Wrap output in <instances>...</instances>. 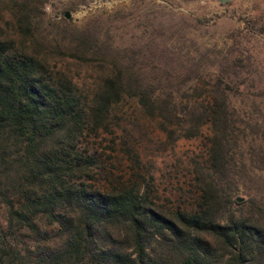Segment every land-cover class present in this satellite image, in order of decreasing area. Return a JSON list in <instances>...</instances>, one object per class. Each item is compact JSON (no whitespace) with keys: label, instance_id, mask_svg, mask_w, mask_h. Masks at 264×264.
Segmentation results:
<instances>
[{"label":"trees","instance_id":"trees-1","mask_svg":"<svg viewBox=\"0 0 264 264\" xmlns=\"http://www.w3.org/2000/svg\"><path fill=\"white\" fill-rule=\"evenodd\" d=\"M40 3L0 0V21L11 26H0V264H264V207L254 197L251 212L229 207L223 186L238 141L228 82L198 72L186 78L194 93L177 102L172 89L184 77L164 70L151 83L135 62L112 56L84 99L32 47ZM69 34L76 44L57 47L60 55L91 60L86 35ZM125 97L171 142L208 125V164L193 161L192 205L168 208L149 195L151 174L137 172L129 138L137 118L119 109ZM115 146L129 161L114 166L118 173L105 151Z\"/></svg>","mask_w":264,"mask_h":264},{"label":"rangeland","instance_id":"rangeland-1","mask_svg":"<svg viewBox=\"0 0 264 264\" xmlns=\"http://www.w3.org/2000/svg\"><path fill=\"white\" fill-rule=\"evenodd\" d=\"M40 1L32 18L38 43L32 47L51 69L70 77L84 99L108 72L112 56L135 62L151 83L164 70L184 77L172 89L177 102L192 95L194 79L187 77L220 74L230 86L229 108L238 127L227 187L223 184L234 199L229 207L251 212L252 197L264 207V33L249 27L264 26V0ZM0 26L11 30L10 24L0 21ZM75 31L89 39L88 62L60 55L59 46L76 44L69 34ZM119 109L127 119L137 118L138 127L130 129L129 138L139 151L137 172L151 174L149 195L155 203L168 208L192 205L193 161L208 164V125L197 136L171 142L154 120L141 118L133 97H125ZM105 137L101 145L109 144V135ZM115 148L105 151L111 156L107 164L118 173L116 167L120 170L129 161ZM135 181L140 183V177Z\"/></svg>","mask_w":264,"mask_h":264}]
</instances>
